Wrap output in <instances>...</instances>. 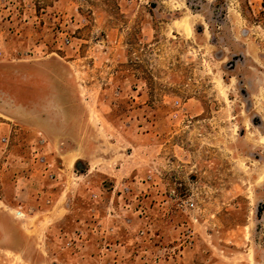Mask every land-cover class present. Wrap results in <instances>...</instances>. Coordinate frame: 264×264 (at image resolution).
I'll return each instance as SVG.
<instances>
[{
    "label": "rangeland",
    "instance_id": "rangeland-1",
    "mask_svg": "<svg viewBox=\"0 0 264 264\" xmlns=\"http://www.w3.org/2000/svg\"><path fill=\"white\" fill-rule=\"evenodd\" d=\"M29 117L80 147L83 164L63 167L64 232L84 220L91 239L87 214L109 211L159 236L174 226L177 241L188 224L217 264H264V0H0V264H61L47 218L24 217L35 262L3 247L23 218L13 179L27 174ZM126 150L129 193H99Z\"/></svg>",
    "mask_w": 264,
    "mask_h": 264
},
{
    "label": "crops",
    "instance_id": "crops-1",
    "mask_svg": "<svg viewBox=\"0 0 264 264\" xmlns=\"http://www.w3.org/2000/svg\"><path fill=\"white\" fill-rule=\"evenodd\" d=\"M20 105L21 107L23 106L22 103ZM84 116L85 122V113ZM18 123L36 134L29 142V150L38 141H42V154L44 155L48 169L55 178L49 180L43 171V167L32 163L29 153L25 163L21 164L23 167H19L25 168L24 170L27 174L13 179V193L19 198L15 207L16 210L22 213L23 218L14 217L17 220V223H14L17 225V228L15 227L11 230L13 231L15 240L12 246L6 243L3 246L5 249H11L15 253L20 254L25 261L35 262L33 261L35 258L37 260V237H34L32 234L29 235L25 229L24 217L28 216L31 219L37 217L40 220L39 224L43 223V219H49L45 227L50 236L46 251L51 257H54V253L60 258L62 257L61 264H139L141 259L150 264L154 261V258H158V264L218 263L212 257L199 254L196 250V245V248H184L180 253L175 255L168 254V258V255L164 254L165 251L178 247V243L175 242L177 241V237H175L177 230L174 226L165 229L163 236L161 234L159 236L157 231H153L150 233V236L145 235L143 237L144 240L141 241L134 234L137 229L145 231L146 227L144 224L137 223L132 228L124 227L123 225L118 226L117 223L108 224L107 215H110L109 211H106L105 216L101 217L98 221L93 219L89 213L87 214L85 220L89 224L93 223L92 228L89 230L90 234H92L91 239L86 240L83 237L84 231L82 227L85 224L84 220L75 221L72 231L64 232L61 226L65 215L61 213L57 204L66 194L67 184L70 180L67 177L68 175L65 176L63 174V167H68L71 164H83L79 156L75 157V159L72 157L76 153L81 155L80 147L78 146L77 149V147L75 148L73 145L67 143L63 144L66 147H62L60 141L54 136H50L31 117ZM11 131L12 127L9 126V129H6L4 132L10 133ZM83 134L84 136L86 135L85 127ZM3 141L6 143L7 138H3ZM128 155H131L130 150H126L125 154L116 151V153L107 158L106 161L115 162L117 165L113 172L110 170L108 174L106 173L108 179L100 176L105 181L101 188L97 190L99 193H105L109 197H119L118 190L120 189L117 188H121L119 187L120 185H127L129 187L132 184L130 180L129 182L127 180L128 174L132 170L126 166ZM100 170V172H103L102 169ZM46 205H49L47 209H45ZM62 209L65 210L64 207ZM144 214H146V211H144ZM9 219L13 223L11 218ZM140 219L142 220V217ZM146 226L148 230L152 229L150 224ZM172 256H175L174 260Z\"/></svg>",
    "mask_w": 264,
    "mask_h": 264
},
{
    "label": "built area",
    "instance_id": "built-area-1",
    "mask_svg": "<svg viewBox=\"0 0 264 264\" xmlns=\"http://www.w3.org/2000/svg\"><path fill=\"white\" fill-rule=\"evenodd\" d=\"M69 41L68 39L63 38V43L67 44ZM41 147H42V141H38L36 144H34L31 149H30V159L32 161V163L34 164H38L39 166H42L43 167V171L45 172L47 178L49 180H52L55 178V176L52 174V172H50V170L48 169V165L45 161V158H44V155L42 154V150H41ZM129 188L128 187H123V189H120L119 192H118V195H119V198L122 197L124 194H128L129 193ZM126 207H129L130 204H125ZM178 208L179 209H182L184 212L185 211H192L193 207H194V204L189 202L188 200L186 201H179V203L177 204ZM190 219V222H194L196 221L194 218H189ZM124 225L127 226V227H134V224L132 222V220L130 218H125L124 219ZM146 227V230L143 231L141 229H137L135 231V235L138 237V238H143L145 235L146 236H150L151 234V230H148L147 229V226L145 225ZM182 233L184 235V237H186V240L184 241H175L176 243H178V247L176 248H172V249H169V251H165L164 254L168 255H175V254H178L180 253L184 248L186 249H192L193 246H194V241L192 239V228L190 225H185L183 228H182ZM149 240H150V237H149ZM109 250V248H107ZM168 258H169V255H168ZM172 259L174 260L175 259V256H172ZM154 264V262H153Z\"/></svg>",
    "mask_w": 264,
    "mask_h": 264
},
{
    "label": "bare ground",
    "instance_id": "bare-ground-1",
    "mask_svg": "<svg viewBox=\"0 0 264 264\" xmlns=\"http://www.w3.org/2000/svg\"><path fill=\"white\" fill-rule=\"evenodd\" d=\"M20 216V215H19Z\"/></svg>",
    "mask_w": 264,
    "mask_h": 264
}]
</instances>
